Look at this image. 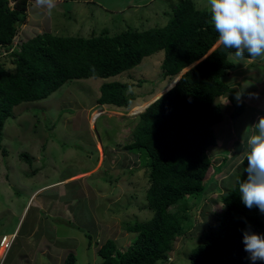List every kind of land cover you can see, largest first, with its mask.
<instances>
[{"label":"rangeland","instance_id":"1","mask_svg":"<svg viewBox=\"0 0 264 264\" xmlns=\"http://www.w3.org/2000/svg\"><path fill=\"white\" fill-rule=\"evenodd\" d=\"M180 1L55 0L49 10L37 0H15L10 6L26 12L18 28V42L46 31L55 36L92 37L106 33L114 36L128 27L143 30L163 26L171 8ZM192 1L197 9L208 7L207 0ZM10 53L0 51V62L13 69ZM162 58L163 52L158 51L116 77L77 79L45 99L15 105L2 134L8 158L0 153V241L3 236L12 235L0 264H28L24 254L36 250L32 241L40 235L49 247L54 241L60 244V248H49L43 264H56L51 254L70 247L73 251L57 256V262L73 253L75 264H99L97 249L106 239L126 250L136 236L127 233L124 224L153 217L145 199L147 168L123 147L132 140L137 112L146 107L143 103L176 80L169 84L170 78L161 75ZM233 61L224 81L238 90L249 110H255L254 121L249 128L253 117L249 111L237 121L231 120L225 112L230 109L229 98H217L216 102L223 104L224 117L213 126L217 142L209 153L215 168L225 156L230 162L222 172L214 173L211 182L215 189L207 192L199 205L190 201L191 228L187 226L186 236L174 241L167 259L159 264H189L187 255L201 241L197 235L200 223L217 222L215 213L223 210L225 188L233 184L236 173L245 169L242 162L246 161L247 152L234 154L236 147L230 143L243 140L248 132L251 135L254 123L264 116V58ZM111 80L130 87L126 93L134 107L114 109L97 103L100 85ZM21 152L29 154L31 162L22 159ZM75 176L80 177L72 180ZM42 199L51 200L63 213H56L53 208L46 212L40 209ZM248 264L252 262L249 260Z\"/></svg>","mask_w":264,"mask_h":264},{"label":"trees","instance_id":"2","mask_svg":"<svg viewBox=\"0 0 264 264\" xmlns=\"http://www.w3.org/2000/svg\"><path fill=\"white\" fill-rule=\"evenodd\" d=\"M11 2L15 0H0V50L4 52L12 48L26 16L24 9L10 6ZM217 36L208 7L197 9L192 0H182L171 8L163 26L143 30L128 27L114 36L106 33L92 37L55 36L46 31L17 43L10 53L13 69L0 62V153L4 158L8 152L2 145L3 128L15 105L45 99L77 79L116 77L158 51L163 52V78L174 79L195 64L174 87L137 115L132 140L123 148L147 168L145 199L153 217L124 224L125 231L136 236L126 250L106 239L97 249L99 264H159L167 259L174 241L186 236L193 221L190 201L199 205L202 197L215 189L210 182L214 173L230 162L225 156L215 168L209 153L217 142L213 126L224 117L223 104L216 102L217 98L227 95L230 109L225 112L233 121L249 111L253 116L248 125L251 128L255 110H249L238 90L224 81L234 66L230 53L235 50L222 45L212 49ZM129 88L119 81H105L99 87L97 103L114 109L132 108L126 93ZM249 136L250 132L243 140L231 141L236 147L234 154L247 152ZM228 154L232 155L230 150ZM19 156L31 162L29 154L21 152ZM242 164L245 168L247 162ZM246 175L244 170L236 173L222 196V212L215 213L217 222L200 223L197 235L201 241L187 255L189 264H248L243 233L264 234V213L256 207L247 208L241 201L238 185ZM75 261L70 253L63 264Z\"/></svg>","mask_w":264,"mask_h":264},{"label":"clouds","instance_id":"3","mask_svg":"<svg viewBox=\"0 0 264 264\" xmlns=\"http://www.w3.org/2000/svg\"><path fill=\"white\" fill-rule=\"evenodd\" d=\"M37 2L49 10L55 4V0H37ZM207 4L211 24L218 34V45H222L225 49H234V53L230 54L237 61L246 58L249 60H255L258 57L264 58V0H207ZM17 37L18 35L9 50L11 52L21 41L20 39L16 42ZM0 51L2 52L3 49ZM245 53H247V57H245ZM194 65L188 68L190 69ZM186 69L181 72L184 74ZM181 72L174 78L176 80L171 84L172 86L168 87H174L181 77ZM174 79H170L169 84ZM144 109L139 110L137 115ZM245 159L247 165L244 172L247 175L238 185L241 201L247 208L256 207L261 213H264V116H260L253 125V132L247 139ZM216 187L218 188L217 185ZM225 189L227 192L228 187ZM243 244L244 251L248 253V259L252 264L264 261V234L245 230Z\"/></svg>","mask_w":264,"mask_h":264},{"label":"crops","instance_id":"4","mask_svg":"<svg viewBox=\"0 0 264 264\" xmlns=\"http://www.w3.org/2000/svg\"><path fill=\"white\" fill-rule=\"evenodd\" d=\"M78 177H80V176H75L72 180H76ZM41 203H42L41 204L42 208H40V209H43L45 212L48 211L49 209L53 208L56 213H60V214L63 213L62 210H58L59 207L57 205H53L52 204L51 200H47L46 199V202H44V200L42 199ZM34 229H35V227H33V229L31 230L30 234H32V235L34 234ZM10 236H12V235H5V236H3L5 238L4 239L2 238L3 240L1 239L2 242L0 241L1 242L0 243V258L3 255L4 251L6 250L7 243H8V240H9ZM45 241H47V240L46 239L42 240V236L41 235L38 238H35V241L34 240L32 241V243L35 244L37 248H36V250L32 249L31 252L24 254V257L26 259V262H28V264H36L37 260L39 261V264H41V263L43 264V259L42 258H43L44 255L46 256L47 254H50L49 248L57 249V247H59V245H60L59 243L54 241L53 246L49 247L48 243H46ZM44 243L46 245L45 247L42 246V245H44ZM39 249H41L42 251L39 252ZM66 251H69V252L71 251L72 252L73 249L70 247V248L66 249ZM65 252H60V250H59V252L55 251V253L51 254V256L55 260L56 264H63L64 263L63 260L60 263L57 262V256H60L61 254L65 253ZM75 263H76V261H75Z\"/></svg>","mask_w":264,"mask_h":264},{"label":"water","instance_id":"5","mask_svg":"<svg viewBox=\"0 0 264 264\" xmlns=\"http://www.w3.org/2000/svg\"><path fill=\"white\" fill-rule=\"evenodd\" d=\"M188 69H189V68H188ZM188 69H186V71H187ZM182 74H183V72H181L180 76H181ZM178 79H179V78H178ZM171 86H172V85H171ZM171 86H170V87H171ZM170 87H168V88H167V89H166L161 95H163V94H164V93H165ZM161 95H160V96H161ZM160 96H158L157 98H159ZM157 98H155L154 100H156ZM154 100H153V101H154ZM153 101H151L150 103H152ZM150 103H149V104H150ZM149 104H147L146 107H147ZM146 107H145V108H146Z\"/></svg>","mask_w":264,"mask_h":264},{"label":"bare ground","instance_id":"6","mask_svg":"<svg viewBox=\"0 0 264 264\" xmlns=\"http://www.w3.org/2000/svg\"><path fill=\"white\" fill-rule=\"evenodd\" d=\"M152 101H153V100H152ZM150 102H151V101H150ZM150 102H149V103H150ZM138 108H140V107H138Z\"/></svg>","mask_w":264,"mask_h":264}]
</instances>
